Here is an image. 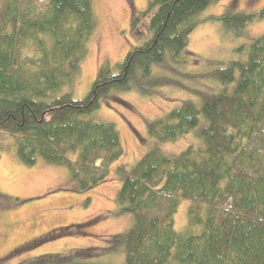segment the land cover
I'll return each instance as SVG.
<instances>
[{"label":"trees","instance_id":"16d2710c","mask_svg":"<svg viewBox=\"0 0 264 264\" xmlns=\"http://www.w3.org/2000/svg\"><path fill=\"white\" fill-rule=\"evenodd\" d=\"M211 1L147 0L131 19L138 42L121 61H103L85 96L74 98L67 87L96 28L91 0H0V131L13 137L23 164L39 157L64 166L86 191L106 180L123 152L115 125L89 117L101 99L132 88L155 93L161 86L196 98L148 121L146 151L129 167L115 166V214L131 217L123 232L103 247L19 264H114L103 257L118 252L122 264H264V35L250 40L244 58L209 71H179L166 61L185 50ZM260 18L264 8L226 7L214 16L235 33ZM163 65L210 84L191 87L153 75V67ZM191 131L199 145L161 148ZM181 199L189 205L177 231L173 215Z\"/></svg>","mask_w":264,"mask_h":264},{"label":"rangeland","instance_id":"374dc122","mask_svg":"<svg viewBox=\"0 0 264 264\" xmlns=\"http://www.w3.org/2000/svg\"><path fill=\"white\" fill-rule=\"evenodd\" d=\"M146 1L91 0L96 28L74 83L67 87L74 98L85 96L103 61L111 64L121 61L138 42L130 24L133 14L143 9ZM226 7L256 12L264 8V0H212L198 15L185 50L176 60L166 61L176 62L181 67L179 71L198 73L244 58L250 40L264 35V18L246 24L240 33L225 31L214 16ZM152 71L155 76L164 75L191 87L210 84L204 79L180 76L166 65L154 66ZM186 100L196 98L171 86H161L150 94L132 88L101 99L89 117L115 125L123 152L111 166L106 180L86 191L78 190L64 166L47 163L39 157L32 166L23 164L15 154L13 137L0 131V264H19L43 254L109 245L112 237L131 222L129 215L115 214V194L120 186L114 174L115 166L129 167L136 162L151 141L146 123ZM188 144H200L193 131L162 144L161 148L179 152ZM188 205L189 201L184 199L177 204L173 215L177 231L186 224ZM103 261L123 263L120 252L104 256Z\"/></svg>","mask_w":264,"mask_h":264}]
</instances>
